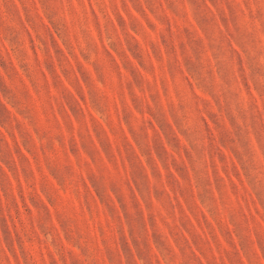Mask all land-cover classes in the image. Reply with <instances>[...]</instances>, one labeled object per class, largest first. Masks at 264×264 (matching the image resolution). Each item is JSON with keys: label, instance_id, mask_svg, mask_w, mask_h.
<instances>
[{"label": "rangeland", "instance_id": "374dc122", "mask_svg": "<svg viewBox=\"0 0 264 264\" xmlns=\"http://www.w3.org/2000/svg\"><path fill=\"white\" fill-rule=\"evenodd\" d=\"M0 264H264V0H0Z\"/></svg>", "mask_w": 264, "mask_h": 264}]
</instances>
